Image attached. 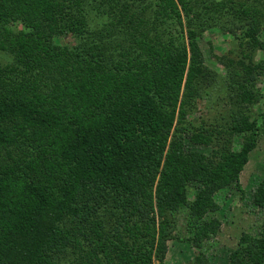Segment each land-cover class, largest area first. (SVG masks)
Here are the masks:
<instances>
[{
  "label": "trees",
  "instance_id": "1",
  "mask_svg": "<svg viewBox=\"0 0 264 264\" xmlns=\"http://www.w3.org/2000/svg\"><path fill=\"white\" fill-rule=\"evenodd\" d=\"M214 1L0 0V264H166L169 240L221 232L217 196L243 191L264 135V0ZM214 26L250 51L221 59L228 126L190 119L219 86L200 44ZM257 228L241 264H264Z\"/></svg>",
  "mask_w": 264,
  "mask_h": 264
},
{
  "label": "rangeland",
  "instance_id": "2",
  "mask_svg": "<svg viewBox=\"0 0 264 264\" xmlns=\"http://www.w3.org/2000/svg\"><path fill=\"white\" fill-rule=\"evenodd\" d=\"M223 1L229 3V0H215L214 3H223ZM253 1L254 0H238V4L235 5L236 9H242L243 2H251L252 4ZM257 5L264 10V5L259 2ZM249 17L250 14L246 12L244 15L242 14L239 16L236 26L239 33H242L239 29L242 28L244 31L249 27L245 25ZM200 44L207 65L219 76V86L210 88L215 90V92H211L208 99H200L198 101V109L190 115V119H198L196 121H200V119L206 120L208 124L210 123L213 125L216 123H226L228 126L229 121L225 120L226 115H224L227 110H224L223 104L220 102V98L224 100L228 91L227 86H225L226 83L220 85V83H224V79L227 78L226 75H223L224 66L221 59L226 55L236 60L240 59L245 53H250L249 44L247 40L244 39V41H242L241 38H237V34H233L229 32V30H223L219 26H214L207 30L200 38ZM251 53L252 56L255 55L254 61L264 60V50L262 48H255ZM258 88L264 91V76L260 79ZM252 111L259 113L261 111V104L257 102L254 103V105H252ZM242 140L243 137L241 135H236L234 137L233 146L240 147ZM186 147L189 149H198L206 154L212 153L211 146L194 145L190 143L188 138L186 139ZM263 173L264 135L260 138L259 146L251 153L250 161L240 176L239 180L243 191L238 192L237 189L231 185L222 190L217 196L221 206L220 215L223 223L221 232L218 235L204 240L202 247H197L190 241L179 240L178 238L169 240L166 264H193L198 256L203 257L204 261L209 264H241L242 261L245 260V252L244 254L240 252L234 256L235 252L233 251L240 234L243 231L249 232L252 226L256 228L254 229V231H256L258 225L264 220V211L256 207L253 201L254 191L259 185Z\"/></svg>",
  "mask_w": 264,
  "mask_h": 264
}]
</instances>
